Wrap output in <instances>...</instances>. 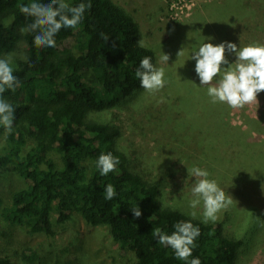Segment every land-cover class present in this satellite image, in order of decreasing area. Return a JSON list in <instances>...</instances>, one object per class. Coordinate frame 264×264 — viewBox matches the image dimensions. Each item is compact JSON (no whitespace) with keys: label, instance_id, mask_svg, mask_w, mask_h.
Returning a JSON list of instances; mask_svg holds the SVG:
<instances>
[{"label":"trees","instance_id":"obj_1","mask_svg":"<svg viewBox=\"0 0 264 264\" xmlns=\"http://www.w3.org/2000/svg\"><path fill=\"white\" fill-rule=\"evenodd\" d=\"M252 1L226 0L210 7L216 33L230 28L235 19H250ZM255 1L257 9L259 2V8L264 5ZM30 2L0 0V57L20 48L21 56L28 58L14 57L20 84L14 92L3 94L15 108V119L11 134L0 127V171L15 173L24 187L8 201L0 196L2 221L29 235L52 239L55 225L80 218L88 227L107 228L119 253L129 258L126 264H185L170 247L157 242L153 230L171 234L176 223L191 222L200 230L191 258H199L201 264H238L245 236L226 229L230 219L203 223L188 211L165 205L162 182L136 171L118 147L122 127L106 112L129 104L144 90L135 76L144 57L158 68L157 51L151 49L155 46L145 41L132 14L112 0H71L74 6L83 2L91 8L76 29H61L56 47L40 49L33 44L32 34L20 33L31 20L19 12V6ZM260 13L264 17L263 9ZM259 31L256 26L251 34ZM102 33L109 37L107 41ZM139 40L144 47L138 46ZM165 87L160 96L165 95ZM200 90L207 93L206 87ZM200 103L207 106V101ZM208 116V123L225 127L217 113ZM107 153L120 162L116 171L103 176L96 161ZM108 184L117 193L112 200L105 199ZM137 206L142 212L139 218L131 212ZM16 255L28 263L36 260L29 247ZM0 264L16 262L0 251Z\"/></svg>","mask_w":264,"mask_h":264},{"label":"rangeland","instance_id":"obj_2","mask_svg":"<svg viewBox=\"0 0 264 264\" xmlns=\"http://www.w3.org/2000/svg\"><path fill=\"white\" fill-rule=\"evenodd\" d=\"M112 1L132 14L145 41L155 46L151 49L157 51L156 65L165 70L167 81L164 96H160L163 89L156 93L143 90L129 104L106 112L122 127L118 147L128 154L136 171L148 180L156 178L162 182L165 205L189 213L195 178L187 169L207 170L208 178L232 197V204L221 210L217 218L227 217L230 221L226 229L245 236L238 264H264V91L257 95L258 103L242 109L214 104L207 93L200 94L199 78L194 66H190L196 63L191 55L203 43L264 45V17L260 13L264 5L259 8V2L257 9V1L253 0L248 8L253 12L250 19H235L230 28L216 33L209 8L226 0ZM256 26L260 31L253 36ZM21 50L11 54L22 57ZM164 54L169 56L168 62L162 59ZM228 59L234 63L236 58L229 55ZM182 92L188 96L181 97ZM200 95L203 100H199ZM168 96H174L176 102ZM200 101H207L208 108ZM213 111L226 129L221 123L207 122ZM22 187L21 177L0 171V196L5 201ZM196 211L197 218H202V205ZM54 229L56 235L52 239L32 236L7 225L0 216L1 254H10L16 264H126L129 260L119 253L118 244L105 227H88L82 219L75 218ZM26 247L36 254L33 263L17 258L16 253L19 255Z\"/></svg>","mask_w":264,"mask_h":264},{"label":"clouds","instance_id":"obj_3","mask_svg":"<svg viewBox=\"0 0 264 264\" xmlns=\"http://www.w3.org/2000/svg\"><path fill=\"white\" fill-rule=\"evenodd\" d=\"M91 8L90 3L73 5L71 0H31L28 4H21L19 12L30 18L20 29L22 35L32 34L35 47H56V35L61 29H76L84 19L85 12ZM106 41L108 36L101 34ZM210 39V38H209ZM138 46L144 47L143 41ZM181 51L178 53L180 54ZM234 55L235 62L229 63L228 56ZM27 61V57H22ZM162 59L168 62L169 56L164 54ZM195 60V73L199 78L200 86L206 87L207 95L212 103H223L232 109H242L253 102L258 103L257 95L264 91V45L253 43L245 47H237L232 42H222L218 45L203 43L192 55ZM227 65V67H224ZM16 71L13 54L0 57V127L5 134H11L14 123V106L4 99L6 91H15L20 81L14 74ZM140 81V87L148 93L162 90L167 81L165 70L157 68L150 57H144L135 72ZM119 158L112 153L101 154L96 167L103 176L116 171ZM188 174L195 178L191 188L192 199L189 215L197 217L196 209L202 205V222H215L217 214L232 204V197L226 195L214 179H209L210 173L199 167L187 169ZM105 199L112 200L116 196L115 188L108 184L105 189ZM135 218L142 215L137 206L131 209ZM171 234L160 229L153 230V236L163 246L170 247L176 259L185 264H201L199 258H191L196 247V239L200 235L198 227L191 222L181 221L174 225ZM191 258V259H190Z\"/></svg>","mask_w":264,"mask_h":264}]
</instances>
